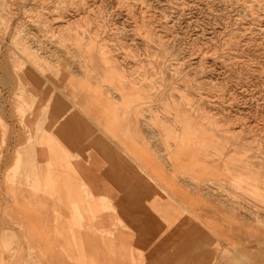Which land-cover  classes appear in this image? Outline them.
I'll use <instances>...</instances> for the list:
<instances>
[{
  "label": "rangeland",
  "instance_id": "rangeland-1",
  "mask_svg": "<svg viewBox=\"0 0 264 264\" xmlns=\"http://www.w3.org/2000/svg\"><path fill=\"white\" fill-rule=\"evenodd\" d=\"M79 88L88 118L102 123L96 91L121 111L102 131L134 167L136 246H164L168 264H264V0H0V153L16 137L31 154L37 121L67 116ZM133 144L192 195L182 230L175 200L147 197Z\"/></svg>",
  "mask_w": 264,
  "mask_h": 264
},
{
  "label": "crops",
  "instance_id": "crops-1",
  "mask_svg": "<svg viewBox=\"0 0 264 264\" xmlns=\"http://www.w3.org/2000/svg\"><path fill=\"white\" fill-rule=\"evenodd\" d=\"M76 96L67 98L73 106L66 101L67 116L37 121L41 129H34V146L28 145L31 154L16 151V137L0 153V264H135L136 249L145 253L144 264H168L164 246L135 245L136 231L146 241L141 236L144 230L136 228L135 200L128 197L135 187L134 167L128 163L120 166L118 139L103 133V124L96 118L87 117L84 89L79 88ZM122 148L180 207L194 203L192 195L151 156L141 162L136 155L140 149L134 144ZM21 165L27 168L9 181L12 171ZM104 199L111 211L102 212ZM71 203L78 208L85 231L72 228L78 218ZM91 210L102 213L90 221ZM140 216L141 227H147L149 216L145 212ZM188 220L187 215L174 231L182 230ZM91 227L111 235L100 238L98 232L88 231Z\"/></svg>",
  "mask_w": 264,
  "mask_h": 264
},
{
  "label": "bare ground",
  "instance_id": "bare-ground-1",
  "mask_svg": "<svg viewBox=\"0 0 264 264\" xmlns=\"http://www.w3.org/2000/svg\"><path fill=\"white\" fill-rule=\"evenodd\" d=\"M112 87V86H111ZM115 88V87H114ZM122 89V88H121ZM121 89L118 90V93H121ZM117 91V90H116ZM122 95H120L121 97ZM119 100L122 99L118 98ZM103 110L102 114H101V119H102V124L105 123H117V120L120 116L121 111H112V100L105 98L104 96H102L98 91H96V95H95V100H94ZM121 101V100H120ZM114 112V113H113ZM131 118V117H130ZM109 132L111 133H116V129L118 130L119 127H114L115 129H113L112 131L110 130V127H105ZM116 134H123V133H116ZM137 155V159L141 162H144V159L146 158L145 152H142V150L136 152ZM200 157V156H199ZM211 160V159H210ZM142 169V168H141ZM171 178V177H170ZM149 179V178H148ZM150 180V179H149ZM151 181V180H150ZM144 183V181H142ZM147 191H146V195L147 197H151L152 203L155 205V207H157V209H161V206L164 205V203L170 204L171 202L174 200L164 191H162L161 189L158 190L157 187H155V185H153L152 187L147 186ZM200 191V189H199ZM175 209H177V211H179L183 216H187V211L180 207V205L178 204L177 207H175ZM156 211V210H155ZM189 212V211H188Z\"/></svg>",
  "mask_w": 264,
  "mask_h": 264
},
{
  "label": "snow or ice",
  "instance_id": "snow-or-ice-1",
  "mask_svg": "<svg viewBox=\"0 0 264 264\" xmlns=\"http://www.w3.org/2000/svg\"><path fill=\"white\" fill-rule=\"evenodd\" d=\"M187 264H210V261L200 260L195 255L187 262Z\"/></svg>",
  "mask_w": 264,
  "mask_h": 264
}]
</instances>
